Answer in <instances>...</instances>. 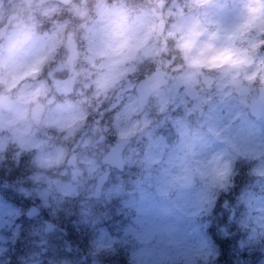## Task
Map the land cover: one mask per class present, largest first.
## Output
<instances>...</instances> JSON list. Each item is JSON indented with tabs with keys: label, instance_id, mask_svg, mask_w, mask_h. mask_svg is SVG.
<instances>
[{
	"label": "clouds",
	"instance_id": "9594fccd",
	"mask_svg": "<svg viewBox=\"0 0 264 264\" xmlns=\"http://www.w3.org/2000/svg\"><path fill=\"white\" fill-rule=\"evenodd\" d=\"M0 264H264V0H0Z\"/></svg>",
	"mask_w": 264,
	"mask_h": 264
}]
</instances>
